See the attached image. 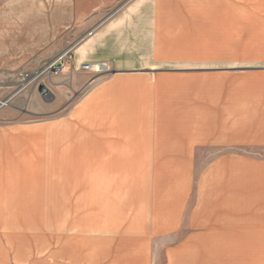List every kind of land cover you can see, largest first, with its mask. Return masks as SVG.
Wrapping results in <instances>:
<instances>
[{"label":"crops","instance_id":"0c3cea01","mask_svg":"<svg viewBox=\"0 0 264 264\" xmlns=\"http://www.w3.org/2000/svg\"><path fill=\"white\" fill-rule=\"evenodd\" d=\"M222 3L264 27V0H0V118L42 111L26 75L67 112L0 125V264H264L230 252L264 245V30L218 44ZM65 123L73 172H14Z\"/></svg>","mask_w":264,"mask_h":264},{"label":"rangeland","instance_id":"374dc122","mask_svg":"<svg viewBox=\"0 0 264 264\" xmlns=\"http://www.w3.org/2000/svg\"><path fill=\"white\" fill-rule=\"evenodd\" d=\"M258 5V4H257ZM232 6H228L227 3H222L219 8V42L220 45H248L246 36L242 33L239 37H236L238 27L243 25L250 26V44L254 47H259L263 40L261 36L262 30H264L263 23L256 20V16H251V21L240 18L235 12H232ZM237 10L243 16L244 9ZM258 10V6L256 7ZM237 11V12H238ZM215 22V21H214ZM238 34V33H237ZM206 44V41H205ZM50 68V67H49ZM50 72H54L55 69H49ZM25 78V79H24ZM32 78L26 75L23 77L22 84L17 87L18 91L25 90L30 92L38 90V85L30 83ZM47 88V87H46ZM48 93L39 100L36 104L38 109H42L37 113H25L21 114L20 118H0V125L9 124L12 122L22 123H47L55 121L66 115L65 110H56L52 106V96ZM2 102H0L1 104ZM15 101L8 103L3 109H8V106H15ZM21 106H27L29 102L20 103ZM20 106V105H19ZM2 108V107H0ZM84 135L82 130L71 126L69 123L60 125L58 128L47 129L38 139V150L34 153H29L18 165L14 167V172L17 173H37V174H49V173H68L73 172V164L83 158ZM80 159V160H75ZM82 172V170L80 171ZM254 243L243 246L236 245L230 247V252L235 253H264V245L255 244L258 243L253 240Z\"/></svg>","mask_w":264,"mask_h":264},{"label":"water","instance_id":"95a60500","mask_svg":"<svg viewBox=\"0 0 264 264\" xmlns=\"http://www.w3.org/2000/svg\"><path fill=\"white\" fill-rule=\"evenodd\" d=\"M38 91L43 97L48 93V90L45 85H40Z\"/></svg>","mask_w":264,"mask_h":264},{"label":"built area","instance_id":"2783aa9c","mask_svg":"<svg viewBox=\"0 0 264 264\" xmlns=\"http://www.w3.org/2000/svg\"><path fill=\"white\" fill-rule=\"evenodd\" d=\"M57 65H56V63H54L53 65H51L50 66V68L49 69H53V68H55V70H57L58 68L56 67ZM91 66L90 65H84L83 67H82V69L83 70H86V71H89V70H91ZM26 77V76H25ZM25 79V78H24Z\"/></svg>","mask_w":264,"mask_h":264}]
</instances>
